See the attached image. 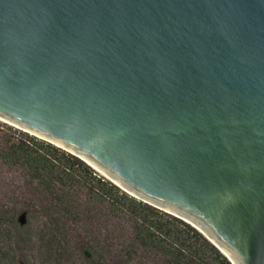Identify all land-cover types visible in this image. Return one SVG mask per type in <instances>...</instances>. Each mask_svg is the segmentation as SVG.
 Wrapping results in <instances>:
<instances>
[{
    "label": "water",
    "instance_id": "1",
    "mask_svg": "<svg viewBox=\"0 0 264 264\" xmlns=\"http://www.w3.org/2000/svg\"><path fill=\"white\" fill-rule=\"evenodd\" d=\"M0 119L264 264V0H0Z\"/></svg>",
    "mask_w": 264,
    "mask_h": 264
},
{
    "label": "trees",
    "instance_id": "2",
    "mask_svg": "<svg viewBox=\"0 0 264 264\" xmlns=\"http://www.w3.org/2000/svg\"><path fill=\"white\" fill-rule=\"evenodd\" d=\"M0 264H232L199 229L0 119Z\"/></svg>",
    "mask_w": 264,
    "mask_h": 264
}]
</instances>
